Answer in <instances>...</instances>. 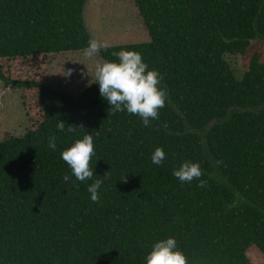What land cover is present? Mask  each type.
Here are the masks:
<instances>
[{
  "label": "trees",
  "instance_id": "trees-1",
  "mask_svg": "<svg viewBox=\"0 0 264 264\" xmlns=\"http://www.w3.org/2000/svg\"><path fill=\"white\" fill-rule=\"evenodd\" d=\"M88 1L0 0V62L15 70L84 52ZM134 1L149 42L99 57L137 51L161 74L167 99L150 127L108 112L96 83L72 94L0 68V81L22 91L30 123L0 142V264H145L169 237L188 264H252L250 248L264 257V0ZM227 57L244 60L240 75ZM85 134L95 176L80 182L60 152ZM156 147L166 155L159 166ZM185 160L199 163L204 187L172 175ZM97 178L93 203L87 188Z\"/></svg>",
  "mask_w": 264,
  "mask_h": 264
},
{
  "label": "clouds",
  "instance_id": "clouds-1",
  "mask_svg": "<svg viewBox=\"0 0 264 264\" xmlns=\"http://www.w3.org/2000/svg\"><path fill=\"white\" fill-rule=\"evenodd\" d=\"M106 47L107 45L92 38L84 49V55L91 59L98 56L101 49ZM112 55L118 58V62L99 59L94 62L93 68L94 83L98 84L100 96L109 105L108 112L115 114L127 111L128 114L139 116L143 126L150 127L152 120L159 119V110L165 107L167 99V90L160 87L161 74L155 69L149 70L148 65L143 62L142 55L137 51L122 49L113 52ZM71 72L69 69L68 74ZM56 127L60 132L65 131L63 121H58ZM67 131L75 133V127L69 125ZM48 146L55 151V135L49 136ZM94 156L93 137L90 134L83 135L82 139H76L60 152V157L71 169L72 176L80 182L92 180L95 176L91 164ZM165 158L162 147H156L151 154V162L157 166L161 165ZM172 175L181 183H190L196 179L199 180L198 187L206 185V181L200 179L203 172L197 162L183 161L178 168L173 169ZM103 177L108 178V171ZM70 178L67 174L62 177L65 182ZM102 183L103 180L97 178L87 188L93 203L99 202V189ZM144 259L145 264H188L187 257L179 250L176 240L172 237L155 242Z\"/></svg>",
  "mask_w": 264,
  "mask_h": 264
},
{
  "label": "rangeland",
  "instance_id": "rangeland-1",
  "mask_svg": "<svg viewBox=\"0 0 264 264\" xmlns=\"http://www.w3.org/2000/svg\"><path fill=\"white\" fill-rule=\"evenodd\" d=\"M83 20L90 38L107 45L106 48L115 45L143 44L150 40L134 0H90L85 6ZM99 59H101L99 55L90 59L84 52H70L39 56L31 60L27 66H21L18 62L15 70L7 69L8 62L5 65L0 62V68L5 74L13 72L18 73L15 74L17 76L27 74L29 79L44 83L52 89L78 94L94 83V62ZM227 59L236 75H240L245 66L244 60L240 57ZM69 69L72 70L70 75ZM35 93L33 91V94ZM30 94L27 92L28 98ZM21 95V90L6 87L0 81V142L10 136L22 135L30 124ZM247 256L252 264H264V257L256 248H250Z\"/></svg>",
  "mask_w": 264,
  "mask_h": 264
}]
</instances>
